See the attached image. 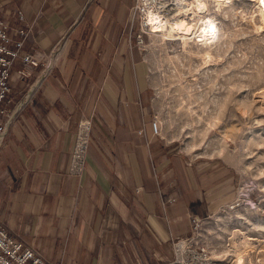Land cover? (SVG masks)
I'll return each mask as SVG.
<instances>
[{
	"label": "crops",
	"instance_id": "1",
	"mask_svg": "<svg viewBox=\"0 0 264 264\" xmlns=\"http://www.w3.org/2000/svg\"><path fill=\"white\" fill-rule=\"evenodd\" d=\"M134 4L0 0V15L21 10L33 27L24 51L47 52L69 38L41 88L30 90L39 70L12 81L5 107L17 115L0 147V219L55 264L166 263L172 240L192 233L191 215L205 217L235 195L229 165H189L152 134ZM83 114L93 119L91 143L75 176L69 169ZM175 187L182 197L164 208L161 197Z\"/></svg>",
	"mask_w": 264,
	"mask_h": 264
},
{
	"label": "rangeland",
	"instance_id": "2",
	"mask_svg": "<svg viewBox=\"0 0 264 264\" xmlns=\"http://www.w3.org/2000/svg\"><path fill=\"white\" fill-rule=\"evenodd\" d=\"M173 2L167 21L177 29L172 31L167 23L160 24L158 32L150 27L145 44L138 46L148 69L150 125L154 119L162 125L160 135L152 134L171 143L189 165L212 159L236 171L234 198L211 213L238 201L239 209L232 214L244 217L239 225L244 234L231 243L235 251L223 249L217 261L226 257L230 262L221 264H235L241 256L246 264H264V14L260 2L207 0L204 13L190 16L188 32L178 28L181 0ZM131 24L139 31L138 21ZM203 25L208 31L202 36ZM156 177L160 180L159 174ZM172 197V203L182 197L180 187L161 197L164 208L171 202H163ZM230 214H223L221 227L230 225Z\"/></svg>",
	"mask_w": 264,
	"mask_h": 264
},
{
	"label": "built area",
	"instance_id": "3",
	"mask_svg": "<svg viewBox=\"0 0 264 264\" xmlns=\"http://www.w3.org/2000/svg\"><path fill=\"white\" fill-rule=\"evenodd\" d=\"M173 0H135L131 9V21H138L139 31L136 34V42L139 47L145 44L147 29H150L149 12L154 11L163 17L173 14ZM133 25V24H132ZM32 25L28 23L26 15L21 10L13 9L0 15V147L4 138L16 119V109L5 107L12 93L13 80L31 79L35 71L40 75L36 82L31 84L30 90L35 91L39 85L42 87L47 76L53 71L62 59L67 46L68 36H63L49 52L34 50L26 52L23 50L25 41ZM21 61V66H17ZM93 119L90 115L83 114L80 118L76 141L72 151L70 174L81 176L85 171L87 151L91 143ZM154 135H160L162 125L157 119L151 123ZM140 134L143 130L139 131ZM174 197L163 203L173 202ZM240 203L232 202L219 212L211 213L205 217L191 215L190 223L192 233L178 238L173 242V257L163 264H221L222 250L229 248L232 253L236 247L232 244L236 239L243 236L241 231L242 215L232 214L238 211ZM231 213L230 225L221 227L223 214ZM232 243V244H231ZM220 254H217L219 253ZM0 264H55L38 248L26 245L21 239L14 236L0 219Z\"/></svg>",
	"mask_w": 264,
	"mask_h": 264
},
{
	"label": "bare ground",
	"instance_id": "4",
	"mask_svg": "<svg viewBox=\"0 0 264 264\" xmlns=\"http://www.w3.org/2000/svg\"><path fill=\"white\" fill-rule=\"evenodd\" d=\"M259 2L262 8L263 14H264V0H259ZM181 4L182 6L180 7L177 13L179 15L178 16L179 17L178 28L180 31L188 32L189 25H190L189 24L190 16L192 14L204 13L207 10L208 3H207V0H191V1L181 0ZM149 14H150L149 23H150V27H152L151 30L153 29L155 32L160 31L161 29L160 24L162 23H167V25L169 24V27L172 31H175L177 29L173 23L167 21V18H169L170 16L163 17L164 15L162 14L160 15L159 13H156L154 11H150ZM207 31H208V28L205 25L201 26L200 34L202 36ZM147 32H148L147 35L150 36V32L148 31V29H147ZM235 264H246V263L244 262V259L240 256L239 258L236 259Z\"/></svg>",
	"mask_w": 264,
	"mask_h": 264
}]
</instances>
